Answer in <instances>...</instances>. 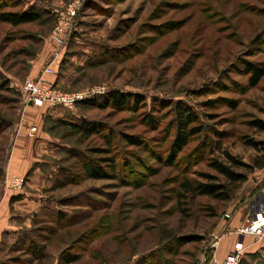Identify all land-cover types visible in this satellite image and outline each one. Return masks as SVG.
I'll return each instance as SVG.
<instances>
[{
  "label": "rangeland",
  "instance_id": "1",
  "mask_svg": "<svg viewBox=\"0 0 264 264\" xmlns=\"http://www.w3.org/2000/svg\"><path fill=\"white\" fill-rule=\"evenodd\" d=\"M73 1L23 0L19 8L16 0H7L8 7L0 0V14H19L31 5L66 12ZM42 18L19 27L0 20V73L12 89L0 91V192L9 188L12 177L8 179L5 168L20 124L33 107L24 106L20 91L33 78L30 70L38 56L32 59V53L49 45L52 55L55 51L51 34L57 16ZM73 32V43L67 42L61 55L55 88L68 94L101 89L87 101L120 91L140 96L144 104L66 110L64 119L71 122H98L102 135L87 142L57 126L58 119L45 123L46 152L37 168L50 179L38 192L48 205L29 226L4 237L0 264H67V255L79 258L74 264H205L216 226L243 203L252 180L264 175V169L249 173L227 203L190 196L178 204L176 194L185 178L206 183L202 174L216 175L210 163L212 158L223 160L222 151L248 165L258 153L247 143L264 147V133L252 127L264 122V78L253 88L245 73L246 62L264 68V0H87ZM41 35L45 39L38 43L33 36ZM177 102L193 107L207 131L170 163ZM110 130L116 138L118 172L111 176L103 164L110 177L88 179L80 156L70 153L91 157L103 151ZM124 137L139 139L141 145L128 146ZM213 140L222 143L214 155L209 146ZM64 177L70 181L54 189ZM25 188L29 192L27 183ZM60 213H65L63 221ZM178 238L188 242L177 246ZM34 250L42 256L35 258Z\"/></svg>",
  "mask_w": 264,
  "mask_h": 264
},
{
  "label": "trees",
  "instance_id": "2",
  "mask_svg": "<svg viewBox=\"0 0 264 264\" xmlns=\"http://www.w3.org/2000/svg\"><path fill=\"white\" fill-rule=\"evenodd\" d=\"M15 4V6L21 8L23 6V0H16ZM2 5L4 7L10 6L7 0L6 3L4 2V4ZM37 8L38 6L36 7L34 5H31L27 10H24L19 14L2 13L0 14V20L4 23L11 24L14 27H19L27 24L40 23L43 19V15L54 17L53 13L51 12L52 10H50L48 7L43 8V10ZM73 33L71 35L70 41H68L69 46L71 43H73L71 41ZM35 37L36 36H33V38L38 43H42L45 39L43 35L37 36L36 38ZM262 37L264 38V35H262ZM38 54L39 52L32 53V59L34 57L36 58ZM28 62L29 61H27V63ZM63 62L64 59L62 58L59 66L56 67L55 76L53 77L55 78V81L53 83V86L55 87L58 85V80H56L58 70L59 68L61 69L60 65L63 64ZM245 65V73L249 75V85L254 88L264 78V68H260L256 64L249 62H246ZM0 80H2L3 82L0 84V91L10 92L12 89H10L9 78L0 73ZM131 101L135 102V104L138 106L139 104H144L141 97L138 95H132L120 91H111L106 97H104V99L102 98L96 101H84L80 105H95L100 109H106L110 107L121 109L126 107V105H128ZM173 114L175 135L173 143L171 144V147L169 149L170 153L168 155V160L170 163H174L175 161H177L179 155L183 152L184 148L189 145L192 139L200 136L202 133L207 131L204 124L201 122L199 115L193 107L186 106L181 102H177L174 104ZM1 122L3 121L0 118V124ZM4 124L6 129L8 126H11L12 122H10V124ZM55 124L66 130L74 131L75 133L80 134V138L83 142L91 140L95 135H102L103 132V130L99 128L98 122H91L86 119H82L78 123L71 122L68 119H60L55 122ZM252 127L257 129L259 132L264 133V122H255L252 124ZM108 132V135L105 137V149L103 151H90V153L93 152L91 157H82V155H77L74 152L70 153V155H74L76 157L80 156L78 160H80V158L82 159L81 169L84 172V176L88 179L104 180L109 178L110 175L107 173V168L103 164H107V166L111 170V176L115 177L116 173L118 172L119 164L117 163V158L115 157V155H113L114 141L116 140L115 133L111 130ZM124 138L128 146L141 145V141L139 139L134 140V138L132 137ZM247 144L254 148L258 153L252 164H244L229 152L222 151V157L224 159L220 160L219 158H212L210 163L211 168L217 174L201 175L202 178L206 180V183H201L199 181H193L189 178H185L183 182L179 184L178 192L176 194L178 204L179 202H183L184 199H187L190 196L192 198H195L197 196H205L212 200L224 203L232 201L239 188L249 180V173H253L255 169H264V147L253 141H249ZM209 146L212 155H214L216 151L222 150V143H220L218 140L211 141ZM95 155L99 156V158L94 157ZM102 155L104 157H101ZM66 173L69 174L70 171L65 169V174ZM68 181H70V179L68 180L67 177H64V179L55 184L56 188L54 187V189L61 188V186H64V184L66 185ZM16 199H18V197H14L13 200ZM65 217V213L59 214V220L63 221ZM174 242H176L175 244L177 246H181L188 241L178 238L177 241ZM33 255L35 256V258L42 256L41 252L36 250L33 251ZM211 260V253H208L206 264H210ZM77 261H79L78 257H72L68 255L65 257V262L67 264H74Z\"/></svg>",
  "mask_w": 264,
  "mask_h": 264
},
{
  "label": "crops",
  "instance_id": "3",
  "mask_svg": "<svg viewBox=\"0 0 264 264\" xmlns=\"http://www.w3.org/2000/svg\"><path fill=\"white\" fill-rule=\"evenodd\" d=\"M52 50L53 48L49 45L38 55L37 64L30 70L31 77L37 78L40 75L45 67L44 64L52 55ZM52 78L49 77V81L53 84L55 80ZM65 111L33 106L26 112V122L23 120V123L20 124L21 128L14 139L5 171L8 179L14 176L25 178L29 192L26 188L23 193L19 194L12 193L13 191L9 188L0 192V250L4 237L18 232L24 226H29L32 218L41 213L48 205L45 196L38 193L42 192L40 188H45L50 182L49 178L46 179V182L44 174L37 168L38 163L43 159V151L46 152L44 145L47 143V137H43L45 135L44 125L50 119H64ZM33 127H36L37 132L35 137H30L28 134ZM27 177L29 180L31 178L30 182H27ZM31 191L37 192L39 195H32ZM14 197H18V199L13 200ZM242 201L243 203L230 209L231 218L221 220L215 228V234L223 235L219 247L214 253L220 260H223L233 250L238 237L235 231L240 225L257 212L264 211V175H256L255 180H252V191L247 192ZM244 243L246 251L241 264H264V239L258 241L248 236L244 238Z\"/></svg>",
  "mask_w": 264,
  "mask_h": 264
},
{
  "label": "built area",
  "instance_id": "4",
  "mask_svg": "<svg viewBox=\"0 0 264 264\" xmlns=\"http://www.w3.org/2000/svg\"><path fill=\"white\" fill-rule=\"evenodd\" d=\"M87 0H75L69 3L66 12L59 9L52 11L57 16V26L51 34V40L55 45V51L51 57L50 65H48L42 74L37 78H28V80L21 85V93L24 98V106L47 107L49 109H63L72 110L74 107L80 105L82 102L101 94V89L98 91L68 94L59 91L49 81V77L55 76V65L60 61L64 47L70 38L71 33L75 27L80 10L83 8ZM37 132L36 127H33L30 132V137H35ZM8 187L11 191L21 193L25 189L26 181L21 177H12L9 179ZM226 220L231 218L228 213L224 217ZM237 239L235 241L233 250L223 259L216 258L215 252L219 247L223 235L213 234L212 242L207 250L212 254L211 264H241L245 256L246 246L244 243L245 237H253L261 241L264 239V211L257 212L249 219L245 220L243 224L235 231ZM206 254L204 256V263L206 264Z\"/></svg>",
  "mask_w": 264,
  "mask_h": 264
}]
</instances>
